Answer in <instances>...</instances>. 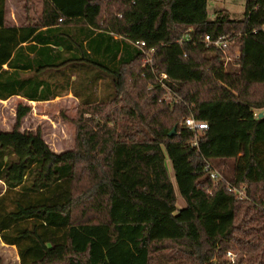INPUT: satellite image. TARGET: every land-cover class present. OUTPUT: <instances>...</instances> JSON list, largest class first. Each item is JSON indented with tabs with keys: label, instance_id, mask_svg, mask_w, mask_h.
<instances>
[{
	"label": "trees",
	"instance_id": "trees-1",
	"mask_svg": "<svg viewBox=\"0 0 264 264\" xmlns=\"http://www.w3.org/2000/svg\"><path fill=\"white\" fill-rule=\"evenodd\" d=\"M7 2L0 100L51 101L65 87L80 103L70 150L21 131L27 105L0 132V239L19 264H264V0H246L239 21L209 20V0H43L39 20L18 26ZM90 31L119 44L91 49ZM106 79L113 95L96 100ZM190 115L208 125L197 146ZM216 159L232 162L229 176ZM206 162L247 199L212 181Z\"/></svg>",
	"mask_w": 264,
	"mask_h": 264
},
{
	"label": "rangeland",
	"instance_id": "rangeland-1",
	"mask_svg": "<svg viewBox=\"0 0 264 264\" xmlns=\"http://www.w3.org/2000/svg\"><path fill=\"white\" fill-rule=\"evenodd\" d=\"M30 3L29 15L35 22L37 16L40 18L43 0H8L7 18L9 19L11 12L17 14H26V9ZM246 0H209L208 3V18L214 20L216 10L226 11L234 20H242L244 18ZM89 48L101 49L106 43L116 48L119 44V37L114 36L113 39L106 36L108 41L101 39L97 32L90 31ZM39 47L35 48L37 51ZM91 48V49H92ZM51 54L58 53V49L50 50ZM33 52L28 51L27 56H32ZM49 52L44 54V58H48ZM75 55H71L73 58ZM68 57V56H67ZM26 59V57H24ZM79 80L74 84V90L79 88V81L83 79V75L76 72ZM9 76V75H8ZM42 78V77H41ZM40 78V79H41ZM110 81V82H109ZM96 87V86H95ZM62 87L59 89L60 95L51 101L30 102L20 96H13L6 101L0 100V132H8L14 128L16 123L17 107L27 105L31 108L30 112L25 116L21 124V131H40L43 138L49 147L56 153H61L70 150L75 145L76 140V125L75 118L79 111V100ZM96 89H99L97 86ZM104 93L97 92L96 100H106L113 95L112 84L110 79L104 80ZM99 91V90H98ZM40 94L44 93L41 91ZM167 166L174 180L173 169L171 163L167 161ZM214 167L221 173L229 176L231 173L232 162L223 164L221 160L216 159L212 161ZM5 186L0 182V193H3ZM178 208H184L185 203L182 198L178 199ZM20 259L16 247L4 244L0 239V264H19Z\"/></svg>",
	"mask_w": 264,
	"mask_h": 264
},
{
	"label": "built area",
	"instance_id": "built-area-1",
	"mask_svg": "<svg viewBox=\"0 0 264 264\" xmlns=\"http://www.w3.org/2000/svg\"><path fill=\"white\" fill-rule=\"evenodd\" d=\"M203 42H204V44H206L207 47L214 46V47L221 49L223 52L225 51V49L228 47V44H229L228 40L225 38H219L217 40H212L209 36H206ZM137 46L142 48L145 46V43L144 42L143 43H137ZM152 52H153V50H151V53ZM228 61H229V59L227 57V62ZM146 62L147 63L152 62V59L149 57V55L146 57ZM168 81H169V77L167 74L162 73L159 75L158 83L162 86V88H164L168 92L164 98L165 100L171 99V94H170L171 92L167 86ZM183 124H184L185 128L196 133L195 140L193 142V146H197V144H198L197 133H201V132L207 130V128H208L207 123L203 122V121H198L192 115H190L183 120ZM204 170L207 174H209L210 178L215 183H218L220 181L226 182L224 180L223 176L213 167V165L210 162H206ZM226 184H227L228 191L231 194H233L238 200L243 201V200L247 199L245 187L238 188V187H235L234 185L230 184L229 182H226ZM227 255H228V257H231V258L233 257L231 252H229Z\"/></svg>",
	"mask_w": 264,
	"mask_h": 264
},
{
	"label": "crops",
	"instance_id": "crops-1",
	"mask_svg": "<svg viewBox=\"0 0 264 264\" xmlns=\"http://www.w3.org/2000/svg\"><path fill=\"white\" fill-rule=\"evenodd\" d=\"M28 4V7H27V9L25 10L26 11V14L23 16L22 14H16L15 15V13H13V12H11V14H10V17H9V21L11 22V23H13V24H15L16 26H18V25H20V24H24V23H30V22H34L33 21V19H31L30 18V16L31 15H29V12H30V3H27ZM43 4V3H42ZM7 5H8V2H7ZM42 6V5H41ZM245 11V10H244ZM7 14H8V10H7ZM217 16H221V17H224V16H226V17H228L230 20H234V19H232L231 18V16H230V14L228 13V12H226V11H221L220 9L219 10H216V12H215V18L217 17ZM8 17V16H7ZM214 18V19H215ZM39 20V17L37 16V18L35 19V22H37ZM65 31V33H68L69 32V30L67 31V30H64ZM42 33L40 34V37H39V39H54V36L56 35V33L54 34V33H51V34H49V31L47 32V31H45V30H43V31H41ZM61 34V33H60ZM61 35H64L65 36V34L62 32V34ZM57 36V35H56ZM55 36V37H56ZM62 39H65V37H63ZM37 47H39L38 49H37V51H40V50H42V48L43 47H41V46H36V48ZM34 51H35V49H34ZM28 52V51H27ZM30 52H33V51H30ZM34 54V53H33ZM33 54H32V56H33ZM31 56V57H32Z\"/></svg>",
	"mask_w": 264,
	"mask_h": 264
},
{
	"label": "water",
	"instance_id": "water-1",
	"mask_svg": "<svg viewBox=\"0 0 264 264\" xmlns=\"http://www.w3.org/2000/svg\"><path fill=\"white\" fill-rule=\"evenodd\" d=\"M264 116V113H260L259 114V118H261V117H263ZM175 132H176V129H174L173 131H172V133L170 134V137H172L174 134H175Z\"/></svg>",
	"mask_w": 264,
	"mask_h": 264
}]
</instances>
